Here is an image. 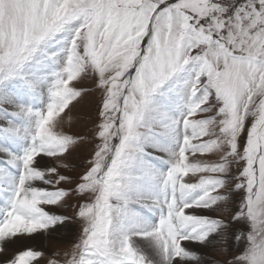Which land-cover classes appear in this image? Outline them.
<instances>
[{
  "label": "snow or ice",
  "instance_id": "1",
  "mask_svg": "<svg viewBox=\"0 0 264 264\" xmlns=\"http://www.w3.org/2000/svg\"><path fill=\"white\" fill-rule=\"evenodd\" d=\"M93 92L91 135L71 132ZM70 219L46 264H206L214 244L264 264V0H0L5 264H41L30 242Z\"/></svg>",
  "mask_w": 264,
  "mask_h": 264
},
{
  "label": "rangeland",
  "instance_id": "2",
  "mask_svg": "<svg viewBox=\"0 0 264 264\" xmlns=\"http://www.w3.org/2000/svg\"><path fill=\"white\" fill-rule=\"evenodd\" d=\"M82 86L87 88H94V84L91 80H85ZM98 101V92H93L92 94L85 96L80 101V103L72 109V112L70 113L72 117V122L70 125L66 124L65 128L70 129V131L73 133H86L90 136L91 129L93 127V120L95 119V112ZM92 148L93 145L91 143L75 148L72 151L71 155L67 156V158L63 161V163L68 165V168L63 170L64 174L72 175L75 178L79 173H82L84 170L83 166L86 165L87 160L90 158ZM47 160L41 164L42 167L56 166L55 161L49 158H47ZM76 203L77 201L73 197L72 199H69L67 201V204L65 206L51 207L49 210L53 211L58 215L73 217L75 211L73 206ZM207 214H211L214 216L223 214L227 216V213L219 212ZM237 230H240L239 226L237 227ZM43 234L44 237L46 235L48 237L45 239L43 246L41 247V249H38V251L44 252V256L41 258V264H46V261L48 259L52 258L58 253L62 254L63 252L69 250L72 247V244L78 239L80 235V223L76 219H70L68 221H65L62 230L59 232V234L55 232L53 233L52 230L48 233ZM49 238H52L53 240ZM38 248H40V246ZM221 249L222 246L220 244L208 246L203 254L206 264H223V261L226 256L230 259L232 255L238 254L237 248L226 249L224 251H222Z\"/></svg>",
  "mask_w": 264,
  "mask_h": 264
},
{
  "label": "bare ground",
  "instance_id": "3",
  "mask_svg": "<svg viewBox=\"0 0 264 264\" xmlns=\"http://www.w3.org/2000/svg\"><path fill=\"white\" fill-rule=\"evenodd\" d=\"M47 160V158H45V160L44 161H46ZM48 161V160H47ZM49 167V166H48ZM51 167V166H50ZM62 227H63V225H58L57 226V228H56V230H52L53 231V233L55 232V233H58L59 234V232L62 230ZM60 229V230H59ZM67 230V229H66ZM65 232V231H64ZM60 234H62V233H60ZM44 234H37V239L34 241V242H30V245L29 246H31V247H33L34 249H36V250H38V249H41V247L43 246V243H44V241H45V239L48 237L47 235L44 237L43 236ZM63 235H64V233H63ZM59 236V235H58ZM71 237V236H70ZM63 238V237H62ZM67 238V237H66ZM65 238V239H66ZM49 239H52V238H49ZM53 240V239H52ZM62 240V239H61ZM68 240V239H67ZM72 240V239H71ZM55 242V241H54ZM40 246V248H38ZM0 264H5V258H4V256L3 255H0Z\"/></svg>",
  "mask_w": 264,
  "mask_h": 264
}]
</instances>
